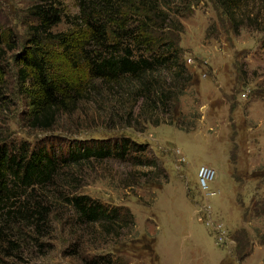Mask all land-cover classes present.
Listing matches in <instances>:
<instances>
[{
	"label": "rangeland",
	"instance_id": "1",
	"mask_svg": "<svg viewBox=\"0 0 264 264\" xmlns=\"http://www.w3.org/2000/svg\"><path fill=\"white\" fill-rule=\"evenodd\" d=\"M58 1L64 17L53 32L70 29L79 11L76 0ZM247 3L244 13L260 17L256 26L246 21L236 29L239 22L230 21L214 0L181 2L182 15L171 14L169 32L178 31L180 61L193 75L179 98L186 126L193 124L189 130L162 121L128 126L122 114L109 116L95 98L39 129L29 124L30 102L16 61L36 24L33 0H0V25L7 43L14 42L0 62V141L45 146L61 156L78 145H113L122 137L145 147L124 158L91 157L62 167L54 184L33 191L50 208L44 229L23 225V233H42L40 244L27 239L4 260L83 264L84 257L111 252L129 264H264V0ZM53 50L61 61L60 48ZM202 165L215 171L208 188L199 180ZM70 192L128 208L133 223L107 233L99 224L78 226L64 198ZM235 235L243 257L237 256Z\"/></svg>",
	"mask_w": 264,
	"mask_h": 264
},
{
	"label": "trees",
	"instance_id": "2",
	"mask_svg": "<svg viewBox=\"0 0 264 264\" xmlns=\"http://www.w3.org/2000/svg\"><path fill=\"white\" fill-rule=\"evenodd\" d=\"M76 1L79 11L75 21H69L72 27L59 32L52 31L64 17L58 0H33L30 7L36 24L29 27L28 45L16 60L19 83L30 102V126L48 129L60 112L73 111L79 102L95 98L109 116L122 114L128 126L162 121L185 130L192 128V123L186 126L183 120L179 98L193 84V75L180 61L178 31L171 33V14L182 15L177 4L188 0ZM214 1L230 21L239 22L236 29L246 21L257 25L258 14L244 13L248 0ZM167 33L173 35L170 40H165ZM13 48L14 42L7 43L0 25V62L6 50ZM56 48L61 50V61L56 60ZM64 66L71 72L59 69ZM2 75L0 66V107L5 97ZM144 149L143 144L122 137L113 145H78L61 156L45 146L0 141V264H9L4 258L27 239L40 244L42 233H23V225L33 232L44 229L50 208L33 191L54 184L62 167L91 157L115 154L124 158ZM132 158L134 164L141 163L136 155ZM64 198L78 226L99 224L107 233L117 224L133 223L128 208L104 204L87 194L70 192ZM257 208L256 213L261 211ZM242 232L247 231L243 228ZM234 238L239 245L237 256L243 257L240 238ZM83 264L129 263L106 252L84 257Z\"/></svg>",
	"mask_w": 264,
	"mask_h": 264
},
{
	"label": "built area",
	"instance_id": "3",
	"mask_svg": "<svg viewBox=\"0 0 264 264\" xmlns=\"http://www.w3.org/2000/svg\"><path fill=\"white\" fill-rule=\"evenodd\" d=\"M214 173H215L214 169L208 166L202 165L199 167L198 169L199 180L204 188L209 187V182L213 179ZM208 193L213 195L215 194V190H209Z\"/></svg>",
	"mask_w": 264,
	"mask_h": 264
}]
</instances>
